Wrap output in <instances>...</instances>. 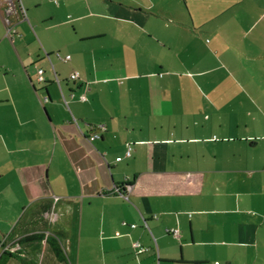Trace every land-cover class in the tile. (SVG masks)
Here are the masks:
<instances>
[{
    "label": "crops",
    "instance_id": "obj_1",
    "mask_svg": "<svg viewBox=\"0 0 264 264\" xmlns=\"http://www.w3.org/2000/svg\"><path fill=\"white\" fill-rule=\"evenodd\" d=\"M26 2L10 39L0 1L6 264H264V182L224 159L252 119L212 116L252 84L228 45L264 83V0Z\"/></svg>",
    "mask_w": 264,
    "mask_h": 264
},
{
    "label": "rangeland",
    "instance_id": "obj_2",
    "mask_svg": "<svg viewBox=\"0 0 264 264\" xmlns=\"http://www.w3.org/2000/svg\"><path fill=\"white\" fill-rule=\"evenodd\" d=\"M27 0H22L24 7H27ZM228 47L232 48L234 51L233 59L237 63L239 67L244 69L246 73V79L249 80L250 85H246V89L244 93H238V96L233 91L227 93L229 95V103L232 104V107H223V109L219 111H215L212 113V116H216V113L220 116H223L224 118H246V121L249 119L251 123H246L244 128L238 130V131H228L226 134L228 136H239L244 138H253L256 139L257 146L253 147L249 151H246V153L242 155H235L234 157H225V162L233 168L242 170L245 173L246 181L245 184H248L249 181V175H252V177L255 179L260 178L262 182H264V83L261 81L259 82L257 79V76L255 75V68L254 66L247 62L242 60L241 56L239 55L238 51L233 48L232 45H228ZM60 56L59 52H57ZM56 53V54H57ZM233 54V53H232ZM57 56V55H56ZM70 56V55H69ZM171 62V61H170ZM169 67V66H168ZM229 83L232 84V81L229 79ZM201 95H205L207 91L205 89L201 90ZM197 96V99L193 100H200L201 96L198 93H195ZM243 96V97H242ZM242 97L244 101L241 100ZM237 100H240L242 103V107H237ZM201 112H203V109H200ZM222 113L220 114V112ZM199 112V111H198ZM208 112V111H207ZM200 113V112H199ZM197 114V113H196ZM205 112L201 115H204ZM199 115V114H197ZM208 134L211 136L213 135L214 138H221L222 136H225V131H221L217 128H212L207 131ZM244 141V140H243ZM241 141V143L244 144V142ZM247 148V147H246ZM223 159V160H224ZM243 183V184H244ZM246 188V187H245Z\"/></svg>",
    "mask_w": 264,
    "mask_h": 264
},
{
    "label": "built area",
    "instance_id": "obj_3",
    "mask_svg": "<svg viewBox=\"0 0 264 264\" xmlns=\"http://www.w3.org/2000/svg\"><path fill=\"white\" fill-rule=\"evenodd\" d=\"M2 2H4L6 4V7L4 9V14H5V18H4V22H5V25H6V36L10 39H13L14 36H15V29L13 28L12 24H11V21L9 19V15L12 13V11L14 10H18L19 13L22 15V17L24 18L26 16V11L24 9V6H23V3H22V0H0ZM57 57L62 60V61H67L70 59V56L69 55H65V56H60L58 53L56 54ZM41 73H42V70L39 69L38 70V74H39V79L42 80V77H41ZM70 79H76L78 77V72L77 71H73L70 75H69ZM80 99L84 100L85 99V96L84 95H81L80 96ZM99 128L103 129L104 127H100ZM99 138V134L98 133H93L91 134L87 140L91 143L94 139H97ZM132 153V147L128 144L126 149H125V153H124V156L125 157H129ZM121 157H117L116 160H120ZM128 186L125 185V188H127ZM120 194L125 195L124 193L120 192ZM123 224H125V222H123ZM134 226V225H132ZM165 232L166 233H169L170 235L178 238L179 237V229L177 227H171V228H166L165 229ZM138 245V244H136Z\"/></svg>",
    "mask_w": 264,
    "mask_h": 264
},
{
    "label": "trees",
    "instance_id": "obj_4",
    "mask_svg": "<svg viewBox=\"0 0 264 264\" xmlns=\"http://www.w3.org/2000/svg\"><path fill=\"white\" fill-rule=\"evenodd\" d=\"M38 238H40V237H38ZM46 241H47L48 245L50 246V249L52 250L51 253L55 256V258L57 260H59L60 262L64 263L65 262L64 259H66V258L62 252V249H61L60 244L57 241V239L54 237H47ZM19 254H21V252L18 251V249H15L12 251L3 250L1 255H0V264H6V261L8 260V258L18 257Z\"/></svg>",
    "mask_w": 264,
    "mask_h": 264
}]
</instances>
